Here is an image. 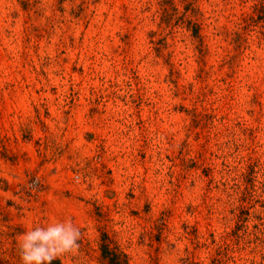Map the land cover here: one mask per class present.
Instances as JSON below:
<instances>
[{
    "label": "rangeland",
    "instance_id": "374dc122",
    "mask_svg": "<svg viewBox=\"0 0 264 264\" xmlns=\"http://www.w3.org/2000/svg\"><path fill=\"white\" fill-rule=\"evenodd\" d=\"M264 264V0H0V264Z\"/></svg>",
    "mask_w": 264,
    "mask_h": 264
},
{
    "label": "clouds",
    "instance_id": "9594fccd",
    "mask_svg": "<svg viewBox=\"0 0 264 264\" xmlns=\"http://www.w3.org/2000/svg\"><path fill=\"white\" fill-rule=\"evenodd\" d=\"M80 229L71 220L47 228L37 227L23 235L20 245L23 264H52L59 256L79 248Z\"/></svg>",
    "mask_w": 264,
    "mask_h": 264
}]
</instances>
